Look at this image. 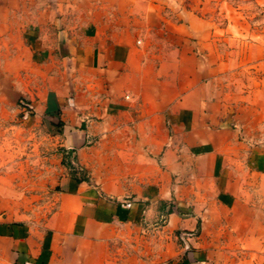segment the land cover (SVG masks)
<instances>
[{
    "label": "crops",
    "instance_id": "obj_1",
    "mask_svg": "<svg viewBox=\"0 0 264 264\" xmlns=\"http://www.w3.org/2000/svg\"><path fill=\"white\" fill-rule=\"evenodd\" d=\"M112 7L0 0V264H230L261 211L252 148L218 93L148 72Z\"/></svg>",
    "mask_w": 264,
    "mask_h": 264
},
{
    "label": "rangeland",
    "instance_id": "obj_2",
    "mask_svg": "<svg viewBox=\"0 0 264 264\" xmlns=\"http://www.w3.org/2000/svg\"><path fill=\"white\" fill-rule=\"evenodd\" d=\"M111 1V20L131 31L143 48L148 72L161 73L165 81L181 74L183 84L200 81L232 105L236 126L254 158L243 171L250 187L247 197L261 211L250 213V247L229 245L228 263L258 264L264 258V0ZM50 154L43 151V156ZM64 155L60 167H74L78 178H88V170L77 162L71 165ZM50 164L46 160L44 169ZM35 166L28 160L24 169L33 173ZM43 202L44 196L32 201L37 206Z\"/></svg>",
    "mask_w": 264,
    "mask_h": 264
},
{
    "label": "built area",
    "instance_id": "obj_3",
    "mask_svg": "<svg viewBox=\"0 0 264 264\" xmlns=\"http://www.w3.org/2000/svg\"><path fill=\"white\" fill-rule=\"evenodd\" d=\"M19 105H21L24 109L30 108L28 102L25 101L24 99H22V100L19 101Z\"/></svg>",
    "mask_w": 264,
    "mask_h": 264
}]
</instances>
